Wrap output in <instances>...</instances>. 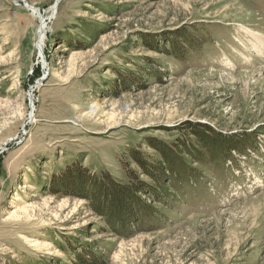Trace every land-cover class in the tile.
Returning a JSON list of instances; mask_svg holds the SVG:
<instances>
[{
	"label": "rangeland",
	"instance_id": "obj_1",
	"mask_svg": "<svg viewBox=\"0 0 264 264\" xmlns=\"http://www.w3.org/2000/svg\"><path fill=\"white\" fill-rule=\"evenodd\" d=\"M261 40L264 0H0V264H264ZM75 161L149 186L102 216Z\"/></svg>",
	"mask_w": 264,
	"mask_h": 264
},
{
	"label": "trees",
	"instance_id": "obj_2",
	"mask_svg": "<svg viewBox=\"0 0 264 264\" xmlns=\"http://www.w3.org/2000/svg\"><path fill=\"white\" fill-rule=\"evenodd\" d=\"M193 130V134L208 147L209 137L207 134L197 129ZM155 146V148L160 150L164 161L172 165V160L174 159L172 147L168 144ZM133 157L147 174H152L147 169L148 164L143 161V158L136 155L135 150H133ZM159 170L162 171V169ZM65 175L67 178H73L71 186L83 187V196L91 202V207L102 216H107L110 213L114 217V211L124 212L126 209L130 211L131 204H135V201L138 200L137 191L146 190L149 186L140 180L134 171L130 173V183L123 184L112 179L109 173L103 171L92 172L89 167L82 166L77 161L65 169Z\"/></svg>",
	"mask_w": 264,
	"mask_h": 264
},
{
	"label": "bare ground",
	"instance_id": "obj_3",
	"mask_svg": "<svg viewBox=\"0 0 264 264\" xmlns=\"http://www.w3.org/2000/svg\"><path fill=\"white\" fill-rule=\"evenodd\" d=\"M57 3V2H56ZM35 14H37L38 16H41V12L38 10V8L34 7V6H28ZM56 11V5L53 7V14L55 13ZM33 13V14H34ZM41 18V17H40ZM48 19V18H47ZM46 18H42V21H41V25H40V29H39V37H38V50L40 52V55L43 57V44H44V41L46 39V27H47V21ZM48 29V28H47ZM260 41V40H259ZM262 41V40H261ZM264 43V41H262V44ZM264 45V44H263ZM264 48V47H262ZM33 110V109H32Z\"/></svg>",
	"mask_w": 264,
	"mask_h": 264
}]
</instances>
